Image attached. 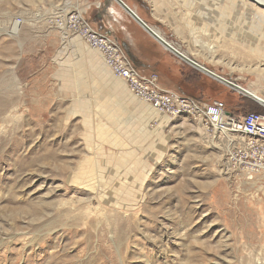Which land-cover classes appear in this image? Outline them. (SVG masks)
<instances>
[{"label":"rangeland","instance_id":"rangeland-1","mask_svg":"<svg viewBox=\"0 0 264 264\" xmlns=\"http://www.w3.org/2000/svg\"><path fill=\"white\" fill-rule=\"evenodd\" d=\"M251 1L248 21L234 2L173 0L162 33L264 97L254 72L264 58L240 45L264 44ZM77 8L0 0V264H264V168L246 165L260 155L242 136L137 99L69 28ZM210 42L214 62L201 45ZM206 78L205 103L264 114Z\"/></svg>","mask_w":264,"mask_h":264},{"label":"crops","instance_id":"crops-1","mask_svg":"<svg viewBox=\"0 0 264 264\" xmlns=\"http://www.w3.org/2000/svg\"><path fill=\"white\" fill-rule=\"evenodd\" d=\"M76 1L78 6L76 11L81 14V18L83 16L93 30L114 40L140 74L154 73L162 89L205 103V89H201L200 83L205 81L207 76L154 39L116 0ZM120 1L166 43L186 58L205 66L198 57L200 56L198 52L195 53L198 58L190 53L192 51L190 49V52H181L179 46L167 42L163 37L162 20L173 15V0ZM192 49L194 51L196 47ZM212 72L217 74L215 71Z\"/></svg>","mask_w":264,"mask_h":264},{"label":"built area","instance_id":"built-area-1","mask_svg":"<svg viewBox=\"0 0 264 264\" xmlns=\"http://www.w3.org/2000/svg\"><path fill=\"white\" fill-rule=\"evenodd\" d=\"M67 23L69 28L81 34L91 49L99 52L113 76L124 81L128 90L141 102L160 114L184 115L216 133H228L248 139L246 145L260 156L250 159V163L246 165L250 167V172L264 168V114L234 115L227 112L224 103L220 101L200 103L174 91L164 90L158 84L157 75L140 74L114 40L93 30L83 20L72 18ZM240 153L241 157L247 159L244 152Z\"/></svg>","mask_w":264,"mask_h":264},{"label":"bare ground","instance_id":"bare-ground-1","mask_svg":"<svg viewBox=\"0 0 264 264\" xmlns=\"http://www.w3.org/2000/svg\"><path fill=\"white\" fill-rule=\"evenodd\" d=\"M223 1H225V2H234V4H237V6L238 7H241L242 8V12L244 13V17H246L247 18V20L248 21H250V9L252 8V7H250V0H223ZM253 1V5L254 6H257L258 8H259V10L258 11H256V10H251V14H253L254 16L253 17H255V19L254 20H256L258 23H259V25L260 26H262L263 27V29H264V0H252ZM251 1V2H252ZM241 2V3H240ZM262 9V10H261ZM240 10V9H239ZM242 13V14H243ZM77 17L80 19V20H82V18H81V14L80 13H77ZM261 27V28H262ZM68 31V30H67ZM263 33H264V31H263ZM260 36V35H259ZM260 37H262V35L260 36ZM241 41V40H240ZM229 42H231V38L229 37V34H224L223 36H222V38H221V41H220V43H221V49L223 50V51H227V48H226V45L227 44H229ZM218 43V42H217ZM233 43V42H232ZM237 43H239V41L237 42ZM231 44V43H230ZM202 45V47H205V49H206V51H207V53L209 54L208 55V57L207 58H209V60H210V62H214L213 60V57H215L214 56V53H216V51H215V46H214V44L213 43H209V44H205V45H203V44H201ZM240 45H242V47L244 48V49H247L248 51H247V53H246V55H247V57H249L250 59L252 58V59H254V56H256L257 55V57L255 58V60L257 61V59H258V55H262V57L264 58V44L263 45H261V46H257L256 47V45H251V46H249V47H247L246 45H244L243 43L242 44H240ZM200 46V43L199 42H195V47H199ZM89 47V46H88ZM241 47V46H240ZM233 50V49H232ZM96 51V50H95ZM98 54H99V52L98 51H96ZM186 54V53H185ZM245 55V54H244ZM99 56H101L100 54H99ZM259 60V59H258ZM221 61V60H220ZM104 62V61H103ZM222 62V63H221ZM221 62H218V63H221V64H223V61H221ZM216 63V62H215ZM257 65L255 66V68H254V72L255 73H257L258 75H262V76H264V68H260L261 66H263L264 65V59H261V61H257ZM226 66L228 67V68H231V65L230 64H228V63H226ZM252 70V67L249 65L248 66V68H247V70L245 69V71L244 72H250ZM243 71V70H242ZM250 74V73H249ZM119 85V84H118ZM120 87H121V85H119ZM238 86V85H237ZM241 88V87H240ZM241 89H243V88H241ZM244 91H246L247 93H249L251 96H253V97H256V98H259L260 100H262L263 102H264V97H261V96H259L258 94H257V91H255V90H249V89H243ZM237 91V90H236ZM238 92V91H237ZM238 93H241V94H243V95H247V94H245V93H242V92H238ZM247 96H249V95H247ZM250 97V96H249ZM251 99H253L252 97H250ZM254 100V99H253ZM263 106H264V104H263ZM158 115L157 114H154V117H157ZM160 119V118H159ZM222 134H224V135H226L227 137H229L230 135L228 134V133H222ZM237 137V136H236ZM226 138V137H225ZM241 140H243V141H246V142H248L249 140L248 139H244V138H241ZM125 216V215H124Z\"/></svg>","mask_w":264,"mask_h":264},{"label":"water","instance_id":"water-1","mask_svg":"<svg viewBox=\"0 0 264 264\" xmlns=\"http://www.w3.org/2000/svg\"><path fill=\"white\" fill-rule=\"evenodd\" d=\"M122 8L137 22L139 23L154 39H156L158 42H160L163 46H165L169 51H171L175 56L180 58L181 60L185 61L198 71L202 72L203 74L209 76L210 78L214 79L215 81H218L228 87H230L233 90H237L238 92L245 93L252 97L256 103H259L261 105L264 104L262 100L259 98L251 96L249 93L241 89L239 86L236 84L224 79L223 77L214 74L212 71L208 70L206 67L198 65L196 62L192 61L191 59L186 58L183 56L180 52H178L176 49H174L172 46H170L168 43H166L162 38H160L155 32H153L144 22H142L129 8H127L120 0H116Z\"/></svg>","mask_w":264,"mask_h":264}]
</instances>
